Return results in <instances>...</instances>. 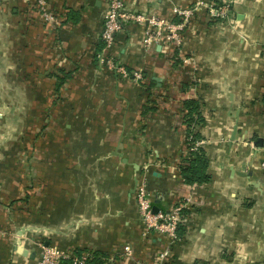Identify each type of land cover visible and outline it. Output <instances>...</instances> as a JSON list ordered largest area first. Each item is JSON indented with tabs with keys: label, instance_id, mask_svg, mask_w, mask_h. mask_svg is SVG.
Here are the masks:
<instances>
[{
	"label": "crops",
	"instance_id": "1",
	"mask_svg": "<svg viewBox=\"0 0 264 264\" xmlns=\"http://www.w3.org/2000/svg\"><path fill=\"white\" fill-rule=\"evenodd\" d=\"M45 1L57 26L34 0H0V264H36L37 243L85 264H161L165 250L164 264H264V0L199 11L179 49L147 50L144 26L124 23L110 55L140 82L98 60L107 0ZM123 1L167 20L194 2ZM188 100L206 183L180 174ZM140 180L159 211L190 199L175 241L145 233Z\"/></svg>",
	"mask_w": 264,
	"mask_h": 264
},
{
	"label": "built area",
	"instance_id": "2",
	"mask_svg": "<svg viewBox=\"0 0 264 264\" xmlns=\"http://www.w3.org/2000/svg\"><path fill=\"white\" fill-rule=\"evenodd\" d=\"M36 16L40 17L43 23L57 26L58 19L46 6L45 0H34ZM230 0H194L187 7H174V15L177 20H167L155 16L145 15L126 11L123 0H107V6L103 14L102 30L100 34L102 49L98 60L100 64L114 72L121 78L133 79L137 82L142 80L139 71H128L125 67L114 63L110 51L114 44L115 35L122 29L126 22H136L144 26V47L151 49L155 46L172 47L179 49L182 47L183 35L191 19L201 10H204L210 20H220L228 17L230 13ZM183 62H187L182 58ZM188 145L185 158L190 157V153L195 152L202 145V141L193 139L191 135L187 138ZM261 173L264 175V161L259 165ZM135 200L137 210L141 217L145 233L155 232L168 237L173 242L177 239V229L182 223L184 209L189 205L190 199L186 198L168 209L167 211L153 212V201L148 193L144 180H140L135 190ZM38 258L36 264H61L70 260L73 264H85L87 256L75 257L71 252L63 250L58 246H44L37 243ZM125 255H131V248L124 247ZM168 251L158 253V261L164 264L167 261ZM168 264V263H167Z\"/></svg>",
	"mask_w": 264,
	"mask_h": 264
},
{
	"label": "trees",
	"instance_id": "3",
	"mask_svg": "<svg viewBox=\"0 0 264 264\" xmlns=\"http://www.w3.org/2000/svg\"><path fill=\"white\" fill-rule=\"evenodd\" d=\"M184 107L188 118L186 122L190 125V130L187 135H191L193 139H199L197 135L192 132L193 126L191 125L196 124V122H200L198 113L199 103L198 101L188 100L184 103ZM207 167L206 156L203 150L199 148L195 152L190 153L189 158L184 159V162L180 166V174L189 184L206 183L209 180Z\"/></svg>",
	"mask_w": 264,
	"mask_h": 264
},
{
	"label": "water",
	"instance_id": "4",
	"mask_svg": "<svg viewBox=\"0 0 264 264\" xmlns=\"http://www.w3.org/2000/svg\"><path fill=\"white\" fill-rule=\"evenodd\" d=\"M154 81H156V82H158V79H154ZM260 143H261V139H257V141H256V145H260ZM159 211V209H158V207H156L155 205L153 206V212L154 213H157ZM27 250H24L23 251V255H26L27 254ZM31 256H34V253H32L31 254Z\"/></svg>",
	"mask_w": 264,
	"mask_h": 264
}]
</instances>
